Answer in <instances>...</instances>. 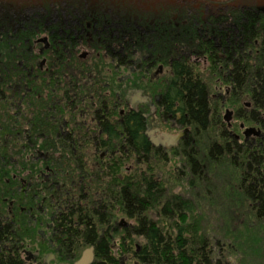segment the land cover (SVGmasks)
<instances>
[{"label": "flooded vegetation", "instance_id": "flooded-vegetation-1", "mask_svg": "<svg viewBox=\"0 0 264 264\" xmlns=\"http://www.w3.org/2000/svg\"><path fill=\"white\" fill-rule=\"evenodd\" d=\"M263 58L264 0H0V155L26 143L0 163V264H98L100 244L139 264L135 221L93 189L127 185L146 151L189 186L226 146L256 154Z\"/></svg>", "mask_w": 264, "mask_h": 264}, {"label": "trees", "instance_id": "trees-1", "mask_svg": "<svg viewBox=\"0 0 264 264\" xmlns=\"http://www.w3.org/2000/svg\"><path fill=\"white\" fill-rule=\"evenodd\" d=\"M258 68L264 70V58L258 60ZM253 99L257 116L264 115V73H258L257 91L253 94ZM132 120L135 123L134 127L141 126L138 115ZM258 122L264 128V120ZM21 142L26 144L24 140L18 141V151L15 155L8 157L0 155V163H26L24 153L20 149ZM232 151L235 153L232 154ZM250 151V148L246 150L242 148L241 152H237L234 149L229 150L226 146L223 156L233 170L240 171L238 179L242 182L241 187H231L232 194L235 190L239 192L237 198L241 196L248 201V205L251 206L250 212L252 211L258 223L264 222V136L257 140L256 154ZM148 155L155 157L153 153L148 154L146 151L145 156L149 159ZM236 155H239V160L244 165L247 164V168L242 167L240 161L236 163ZM94 191L98 196L110 199L107 203L110 202L112 205L113 213L118 207L120 212L127 213L134 219L132 227L135 231L130 236L132 240L137 238L141 240L137 253L139 264H225L220 261L213 263L211 240L201 232L200 218L196 215L193 201L158 184L156 176L151 171L131 173L129 183L125 186L114 184L108 188L96 187ZM105 205L97 204V210L100 211ZM75 208V201L64 203L66 212L73 214ZM70 223L71 219L68 220V224ZM240 226L243 228V225ZM81 237L79 234L77 236L71 234L70 241L74 244L75 240ZM216 242L221 243L217 240ZM97 250V258L103 260V263L98 264L105 262L115 264L105 245L101 247L100 244Z\"/></svg>", "mask_w": 264, "mask_h": 264}, {"label": "rangeland", "instance_id": "rangeland-1", "mask_svg": "<svg viewBox=\"0 0 264 264\" xmlns=\"http://www.w3.org/2000/svg\"><path fill=\"white\" fill-rule=\"evenodd\" d=\"M249 101L248 91L243 92L240 105L243 107V103ZM221 155L208 156V168L204 170L202 177L194 178L195 181L190 186L187 181L192 178L188 177L186 169L183 173L180 172L183 177H178L175 157L170 162L160 160L157 163V158L149 155L150 158L146 165H143V169L145 172L151 171L156 178L159 175L162 185L168 190L193 201L196 215L200 218L201 232L211 240L213 263L222 259L225 264H264V222L257 223L252 211L250 212L251 206L248 205V201L241 196L237 198L239 192L234 190L232 194L231 187H241L238 179L240 171L233 170L223 153ZM239 159V155H236V163L240 161ZM240 162L242 167L246 168V163L244 165L242 161ZM252 209L254 210V206ZM114 213L117 219L123 218L118 207ZM130 222L133 224L134 219H130ZM240 225H243V228H240ZM44 228V223L42 226L37 223L30 239L40 242L43 248L45 244L42 242L45 241L41 239L39 231H43ZM135 242L137 243H133V246H140L139 238ZM113 252L114 256L121 260V264H134L132 253L126 255L120 250Z\"/></svg>", "mask_w": 264, "mask_h": 264}, {"label": "water", "instance_id": "water-1", "mask_svg": "<svg viewBox=\"0 0 264 264\" xmlns=\"http://www.w3.org/2000/svg\"><path fill=\"white\" fill-rule=\"evenodd\" d=\"M229 116H230V112L227 110L225 112L226 119ZM252 131L256 134L259 133V130H256L255 128H247L244 130V134ZM91 259H92L91 250H87L82 253L81 257L74 264H89L91 262Z\"/></svg>", "mask_w": 264, "mask_h": 264}]
</instances>
